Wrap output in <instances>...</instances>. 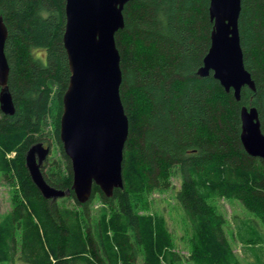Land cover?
<instances>
[{
	"label": "trees",
	"instance_id": "1",
	"mask_svg": "<svg viewBox=\"0 0 264 264\" xmlns=\"http://www.w3.org/2000/svg\"><path fill=\"white\" fill-rule=\"evenodd\" d=\"M208 7L209 0H136L124 6V28L115 34L119 94L128 119L123 189L106 198L94 186L90 202L80 205L70 190L71 166L59 141L70 76L62 43L65 1L0 0L15 108L10 116L0 112V174L16 186L12 209L0 222V263L137 264L142 256L143 264H170L172 242L163 219L140 215L138 203L168 188L177 166L182 183L176 199L192 227L191 261L238 264L212 201L236 200L264 227V162L247 155L240 142L242 107L256 108L264 135V0H241L240 45L255 91L242 88L239 101L211 74L197 75L210 46ZM48 117L65 173L55 181L48 178L46 160L43 177L68 191L65 197H72L80 211L44 199L25 167V154L34 144L51 150L42 138ZM95 195L110 208L96 235L88 219ZM233 222L244 259L264 264V235L257 222L238 217Z\"/></svg>",
	"mask_w": 264,
	"mask_h": 264
},
{
	"label": "water",
	"instance_id": "2",
	"mask_svg": "<svg viewBox=\"0 0 264 264\" xmlns=\"http://www.w3.org/2000/svg\"><path fill=\"white\" fill-rule=\"evenodd\" d=\"M65 49L69 81L62 96L59 141L72 171L70 190L76 202L85 205L96 186L106 197L123 189V150L128 137V119L120 99L122 81L120 55L115 34L124 28V6L136 0H64ZM241 0H209L212 29L210 46L197 75L210 74L220 86L240 100L241 89L255 91L250 73L243 64L238 19ZM8 36L0 16V112L15 111L8 88L9 65L4 53ZM240 142L252 158L264 162V135L256 108L240 109ZM50 153L36 143L25 154V167L41 196L56 201L68 195L50 186L42 167Z\"/></svg>",
	"mask_w": 264,
	"mask_h": 264
},
{
	"label": "rangeland",
	"instance_id": "3",
	"mask_svg": "<svg viewBox=\"0 0 264 264\" xmlns=\"http://www.w3.org/2000/svg\"><path fill=\"white\" fill-rule=\"evenodd\" d=\"M53 92L56 93V86L53 85ZM42 138L50 143V154L45 165V175L52 178L53 181L57 177L64 176L65 164L60 155L58 142L54 136L53 120L48 117L42 127ZM13 153H9L7 157H13ZM182 183V176L179 168L173 167L169 178V187L165 189L155 190L147 198H142L138 203V213L144 216L159 217L163 219L165 226L171 237L170 248V264H194L191 261V237L192 227L183 211L181 205L176 199V193ZM16 191V186L10 181H6L0 174V222L12 209V198ZM59 207L68 210H79L75 200L71 197H65L56 201ZM212 206L216 212L224 219V232L228 244L237 257L238 264H249L241 253L242 244L236 235L233 219L234 217L243 219L255 220L258 224V229L264 235V227L261 222L252 214L248 213L243 206L236 200L215 199L212 201ZM89 225L94 234H97L98 224L104 214L109 215L110 208L103 204L98 195H95L89 204ZM85 223V221L83 220ZM86 224V223H85ZM132 236V232H129ZM18 247L19 244H18ZM18 254L19 248H18ZM0 264H24L17 260L16 262H2ZM137 264H143V257L138 258Z\"/></svg>",
	"mask_w": 264,
	"mask_h": 264
}]
</instances>
